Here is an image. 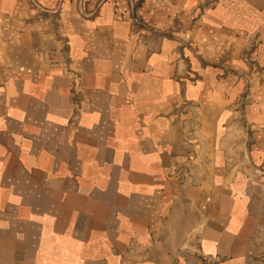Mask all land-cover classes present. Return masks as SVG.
<instances>
[{
  "label": "crops",
  "instance_id": "obj_1",
  "mask_svg": "<svg viewBox=\"0 0 264 264\" xmlns=\"http://www.w3.org/2000/svg\"><path fill=\"white\" fill-rule=\"evenodd\" d=\"M264 264V0H0V264Z\"/></svg>",
  "mask_w": 264,
  "mask_h": 264
},
{
  "label": "built area",
  "instance_id": "obj_2",
  "mask_svg": "<svg viewBox=\"0 0 264 264\" xmlns=\"http://www.w3.org/2000/svg\"><path fill=\"white\" fill-rule=\"evenodd\" d=\"M197 255L200 257L198 264H222L224 257L220 255H207L203 253L198 247L194 249Z\"/></svg>",
  "mask_w": 264,
  "mask_h": 264
}]
</instances>
